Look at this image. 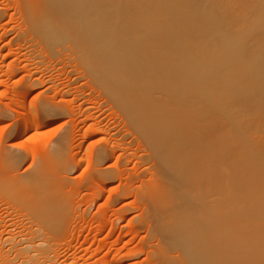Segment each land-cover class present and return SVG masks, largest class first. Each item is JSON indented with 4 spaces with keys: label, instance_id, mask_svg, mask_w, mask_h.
<instances>
[{
    "label": "bare ground",
    "instance_id": "6f19581e",
    "mask_svg": "<svg viewBox=\"0 0 264 264\" xmlns=\"http://www.w3.org/2000/svg\"><path fill=\"white\" fill-rule=\"evenodd\" d=\"M144 3L0 0V22L6 17L15 19V38L29 43L37 53L65 43L82 64L92 65L96 72L93 63L101 49L108 46L114 19ZM155 11L176 19L173 30L161 34V45L153 41L143 51L146 60L154 51L167 60L161 65H151V61L145 64L153 70L152 78L161 79V85H120V81L132 80L135 74L118 67L111 50L104 52L101 64L115 71L110 81L121 93L119 99L129 100V117L145 124L155 146L157 181L150 199L155 200L161 193L168 218L178 221L180 228L165 230L169 243L179 247V258L169 264H264V212L256 216L245 211L247 216L242 220L248 227L239 230L242 238L230 241L222 239L221 213L224 193L233 200L250 198L254 206L264 202V194L258 196L264 192V0H161ZM179 29L182 31L178 34ZM213 33L218 36L212 37ZM238 33L222 53L203 50L216 44L219 36L225 39ZM253 49L261 54L251 57L254 67L247 58ZM198 55L207 59L204 69L192 66ZM174 62L177 64L170 65ZM42 105L47 114L66 111L51 100H44ZM227 110L234 115L229 121ZM29 119V125L40 123L37 113ZM243 126L245 133L241 131ZM233 129L243 134V139H233L232 144L245 139L256 142L250 153L257 160V170L251 174L256 187L241 182L236 167L243 165L240 160L232 162L236 166L231 164L234 150L228 139H232ZM106 153L107 149L100 147L98 158L104 161ZM20 156L8 154L6 163H0V192L6 191L11 202L14 198L19 202L20 195L32 194L26 198L31 210L36 199L43 197L41 221L60 227L59 215L54 214L58 190L55 165L42 159L29 178L6 175L3 166L15 167ZM100 175L111 179L116 173L101 168ZM162 221L167 222L165 217L158 218L153 226ZM44 236L34 247L46 244V232ZM31 242L32 237L22 235L7 250L15 251V255L0 254V264H54L51 248L38 253L36 248L31 249ZM16 258H20L19 263Z\"/></svg>",
    "mask_w": 264,
    "mask_h": 264
},
{
    "label": "rangeland",
    "instance_id": "374dc122",
    "mask_svg": "<svg viewBox=\"0 0 264 264\" xmlns=\"http://www.w3.org/2000/svg\"><path fill=\"white\" fill-rule=\"evenodd\" d=\"M160 3L145 0L114 19L108 46L93 63L97 73L92 65L82 64L65 43L37 53L29 43L15 38V19L6 17L0 22V163H6L8 154H20L15 167L2 166L6 175L29 178L40 160H51L58 189L54 214L59 215L61 223L57 228L41 221L43 197L36 199L31 210L26 198L32 194L20 195L19 202L15 198L11 202L6 191L0 192V254L14 256L15 251L7 250L27 234L32 237L31 249L36 248L35 252L51 248L54 264H169L179 258V247L169 243L165 232L180 229L179 223L168 218L161 193L150 199L157 181L155 146L145 124L129 117V100L119 99L122 95L110 81L115 71L101 64L104 52L111 50L118 67L135 74L120 85L162 84L160 78H152L153 70L145 64L151 61V65H161L167 60L156 51L149 60L143 57L147 45L153 41L161 45V34L174 28L175 18L156 13ZM239 34L225 39L219 36L216 44L203 50L222 53ZM215 36L218 33H213ZM253 55L261 54L257 49L251 51L247 58L252 67ZM206 64V57L198 55L192 66L204 69ZM44 100L64 106L66 111L47 114ZM32 113L38 114L39 124H28ZM232 117V111L227 110L228 121ZM242 136L233 129L232 139H228L234 150L231 164L240 160L243 165L233 166L240 170L241 182L256 187L251 174L257 170V160L250 154L256 142L244 138L232 144ZM102 146L107 149L104 161L98 158ZM101 168L111 169L116 175L106 179L100 175ZM249 199L233 200L224 193V241L242 238L239 230L248 227L242 220L247 216L245 211L256 216L264 212V202L254 206ZM164 217L167 222L153 226L156 219ZM45 232L49 245L46 242L34 247L44 240Z\"/></svg>",
    "mask_w": 264,
    "mask_h": 264
}]
</instances>
